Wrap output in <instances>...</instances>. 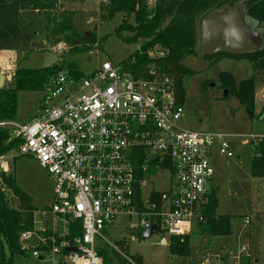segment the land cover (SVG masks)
Segmentation results:
<instances>
[{
  "label": "built area",
  "instance_id": "2783aa9c",
  "mask_svg": "<svg viewBox=\"0 0 264 264\" xmlns=\"http://www.w3.org/2000/svg\"><path fill=\"white\" fill-rule=\"evenodd\" d=\"M145 1L152 11L156 0ZM165 56L159 48L147 52L150 60ZM185 109L174 79L153 65L136 78L120 63L103 62L78 80L64 72L52 77L30 120L0 121V130L20 142L16 156L33 159L54 185L51 205L39 212L40 220L34 213L32 230L19 234L20 251L39 263L102 264L96 242L118 218H135L130 229L142 233L152 225L157 230L158 222L168 238L191 234L204 222L214 189V149L233 155L227 135L181 128ZM243 137L254 147L264 139ZM7 158L0 157L2 172ZM164 170L170 188L147 192L149 178ZM77 224L81 235L73 236ZM113 250L124 264H138ZM245 252L242 247L231 261L240 264Z\"/></svg>",
  "mask_w": 264,
  "mask_h": 264
},
{
  "label": "rangeland",
  "instance_id": "374dc122",
  "mask_svg": "<svg viewBox=\"0 0 264 264\" xmlns=\"http://www.w3.org/2000/svg\"><path fill=\"white\" fill-rule=\"evenodd\" d=\"M213 12L226 8L227 2ZM102 2L100 0H56L53 14L74 12L73 27L82 34L95 33L101 41V48L87 53L71 54L70 62L76 63L84 75L92 73L103 62L120 63L130 57L137 49L136 45L126 44L114 35V30L123 20L121 14L107 23L99 19ZM207 14V13H206ZM206 14L196 18L197 43L194 57H188L183 65L196 72L184 82L185 116L179 126L197 132H215L227 135L226 142L232 153L231 158L220 155L214 149L210 159L214 169L212 187L216 190L218 207L216 215L230 216L232 232L228 237H210L199 235L194 226L190 235L191 253L188 257L171 256L168 251V237L155 233L147 240H142L136 231L130 229L136 219L118 218L98 239V248L107 246L116 248L130 257L141 259L142 264H199L208 260V264H234L232 257L246 248L242 255L248 264H264V178L250 176V162L254 146L243 136L264 135L262 111L264 110V71L257 75L256 105L253 113H248L233 96L223 97L218 76L221 72L230 73L237 82L253 75L251 64L246 60L224 58L210 66V61L201 57V21ZM37 15V14H36ZM40 27L28 48L20 47L16 51H0V75L4 77L3 88L12 83L13 73L17 67L22 69H42L51 67L61 61L71 46L64 42L61 49L47 37L48 29L42 14H38ZM130 19V23H132ZM127 36L126 33L123 34ZM29 51V53H27ZM207 87H204L208 83ZM210 85H213L211 87ZM42 92H19L17 94V122L24 123L31 119L38 107ZM197 119L201 123H197ZM249 141V144L245 142ZM10 170L6 173L16 181L21 191L31 197L32 206L39 212L52 203L53 182L45 170L31 158L16 156V152L7 155ZM17 157V158H15ZM170 188L168 171H158L148 180V191L166 192ZM9 202L15 208L16 202L7 193ZM36 214V213H35ZM249 224H244V219ZM38 228V227H36ZM107 242H106V241ZM165 241V245L160 244ZM107 244V245H106ZM107 256L109 251L107 250ZM14 264L39 263L32 258L15 257Z\"/></svg>",
  "mask_w": 264,
  "mask_h": 264
},
{
  "label": "trees",
  "instance_id": "16d2710c",
  "mask_svg": "<svg viewBox=\"0 0 264 264\" xmlns=\"http://www.w3.org/2000/svg\"><path fill=\"white\" fill-rule=\"evenodd\" d=\"M100 1L102 2L100 21L107 23L112 21L117 14H121L124 18L114 30V35L126 44L141 46L140 51L136 50L126 60L120 62L122 68L137 78L144 76L147 67L153 65L159 72L174 79L177 101L184 103V82L196 74L183 65L188 57L196 55V18L200 14L207 13L208 15L215 8L222 7L223 3L227 2V8L245 0H156L152 11L148 10L145 0ZM55 8L56 0H0V51H16L20 47L28 48L41 25L38 14H42L41 18L45 20L46 25L43 29L50 28L47 37H52L55 44L64 42L71 46L61 61L51 67L42 69L17 67L15 69L10 86L0 89V121L17 122V94L19 92H42L48 81L60 72L67 73L77 80L84 78L85 75L79 66L70 62L68 57L71 54L87 53L101 48V41L97 39L95 33L86 36L75 30L73 27L74 12L53 14L52 11ZM246 10L247 17L264 29V0H249ZM124 33L127 36H124ZM155 48L164 50L166 56L160 60H150L147 52ZM224 58L246 60L251 64L253 75L246 80L237 82L227 72H221L218 80L221 90H226L228 96H233L248 113H253L257 75L264 71V47L255 54L241 57L218 54L203 59L210 61V66H212ZM208 84L209 82L204 87ZM19 145L20 142L11 139L8 132L0 130V157L16 152ZM136 165L140 163L136 162ZM250 176L264 178V139L253 150ZM7 193L16 202L15 208L9 202ZM137 198L140 199V197ZM154 198L158 200L160 197L155 194L152 196V199ZM217 207L218 199L216 190L213 189L204 210L205 220L196 226L199 235L223 238L231 234V217L216 215ZM35 212L31 198L19 189L11 175L0 170V264H14L15 257L28 259V256L20 251L18 238L21 232L32 230ZM156 225L155 233L162 234L159 223L157 222ZM136 232L142 236L141 231ZM80 235L81 231L77 224L73 236ZM190 235L168 238L169 254L175 257L190 256ZM107 246L96 249L102 259V264H124L125 261L119 254ZM107 250L109 256H107ZM132 259L142 264L141 259L136 257ZM242 264H248V260L243 259Z\"/></svg>",
  "mask_w": 264,
  "mask_h": 264
},
{
  "label": "water",
  "instance_id": "95a60500",
  "mask_svg": "<svg viewBox=\"0 0 264 264\" xmlns=\"http://www.w3.org/2000/svg\"><path fill=\"white\" fill-rule=\"evenodd\" d=\"M249 0L240 1L219 12L206 15L201 21V57H213L227 54L235 57L259 52L264 47V29L247 17ZM89 34L87 33L86 36ZM4 77L0 75V89L3 88ZM213 87V85H210ZM225 90L223 97L227 98ZM264 123V112L262 114ZM156 232L152 225L142 233V240H147ZM66 252H75L68 248Z\"/></svg>",
  "mask_w": 264,
  "mask_h": 264
},
{
  "label": "crops",
  "instance_id": "0c3cea01",
  "mask_svg": "<svg viewBox=\"0 0 264 264\" xmlns=\"http://www.w3.org/2000/svg\"><path fill=\"white\" fill-rule=\"evenodd\" d=\"M14 74V73H13ZM3 84H4V82H3ZM10 86V85H9ZM255 105H256V95H255ZM5 168L7 169V170H10V166H9V163L7 162V166H5ZM7 172V171H6ZM31 198V197H30ZM52 199H53V197H52ZM36 209V208H35ZM37 210V209H36ZM161 244V243H160ZM142 262V261H141ZM201 263V262H200ZM221 264H224V262L223 263H221Z\"/></svg>",
  "mask_w": 264,
  "mask_h": 264
},
{
  "label": "flooded vegetation",
  "instance_id": "af4514ba",
  "mask_svg": "<svg viewBox=\"0 0 264 264\" xmlns=\"http://www.w3.org/2000/svg\"><path fill=\"white\" fill-rule=\"evenodd\" d=\"M185 104V103H184ZM197 123H201V120L200 119H197Z\"/></svg>",
  "mask_w": 264,
  "mask_h": 264
}]
</instances>
